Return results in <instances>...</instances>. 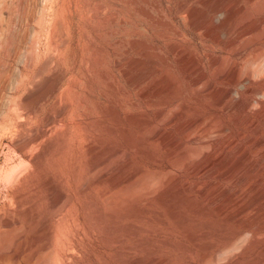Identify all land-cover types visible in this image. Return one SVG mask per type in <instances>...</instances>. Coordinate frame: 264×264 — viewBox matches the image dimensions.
I'll return each mask as SVG.
<instances>
[{"label": "rangeland", "instance_id": "rangeland-1", "mask_svg": "<svg viewBox=\"0 0 264 264\" xmlns=\"http://www.w3.org/2000/svg\"><path fill=\"white\" fill-rule=\"evenodd\" d=\"M263 16L264 0H0V264H200L241 232L217 264H259Z\"/></svg>", "mask_w": 264, "mask_h": 264}, {"label": "bare ground", "instance_id": "bare-ground-1", "mask_svg": "<svg viewBox=\"0 0 264 264\" xmlns=\"http://www.w3.org/2000/svg\"><path fill=\"white\" fill-rule=\"evenodd\" d=\"M109 1V0H108ZM103 2V1H102ZM101 2V3H102ZM106 2V1H105ZM201 2H202V0H201ZM205 2H206V0H205ZM209 2V1H208ZM81 3H83V2H81ZM91 3V2H90ZM89 3V4H90ZM101 3H98V4H101ZM112 3H113V1H112ZM112 3H110V4H112ZM194 3H195V1H194ZM200 3V2H199ZM238 3V2H237ZM237 3H236V5H237ZM209 4H211V3H209ZM208 4V5H209ZM81 5H83V4H81ZM87 5V4H86ZM113 5V4H112ZM196 5V4H195ZM235 5V7H237ZM85 6V5H84ZM92 6V5H91ZM90 6V7H91ZM197 6H199V5H197ZM207 6V5H206ZM214 6V5H213ZM217 6V5H216ZM81 7V6H80ZM80 7H78V8H80ZM83 7V6H82ZM103 7V6H102ZM184 7V6H183ZM100 8H101V6H100ZM104 8H106V5H105V7ZM104 8H103V10H104ZM113 8H114V6H113ZM189 8V7H188ZM208 8V7H207ZM214 8V7H213ZM217 8V7H216ZM219 8H222L221 6L219 7ZM223 8H224V6H223ZM86 9V8H85ZM93 9H95L94 7H93ZM97 9V8H96ZM107 9V8H106ZM111 9V8H110ZM180 9V8H179ZM190 9V8H189ZM204 9V8H203ZM83 10V9H82ZM87 10V9H86ZM86 10H85V12H86ZM108 10V9H107ZM118 10V9H117ZM116 10V11H117ZM183 10H186V9H183ZM188 10V9H187ZM186 10V11H187ZM196 10H198L197 9V7H196ZM209 10V9H208ZM217 10L218 9H212L211 10V12H212V14L213 13H216L217 12ZM229 10L230 9H228V11L227 12H229ZM79 11V10H78ZM89 11V10H88ZM91 11V10H90ZM89 11V12H90ZM96 11V10H95ZM97 11H100L101 12V10H97ZM115 11V10H114ZM185 11V12H186ZM190 11V10H189ZM189 11H187V12H189ZM200 11V10H199ZM80 12V11H79ZM83 12V11H82ZM88 12V13H89ZM107 12V11H106ZM111 12H112V10H111ZM121 12V11H120ZM120 12H118L119 13V16H120ZM208 13H209V11H207ZM224 12V11H223ZM222 12V13H223ZM225 13L224 14V16L226 15V16H229V13ZM87 13V14H88ZM104 13H105V11H104ZM201 13V12H200ZM205 13V12H204ZM207 13V14H208ZM82 14V13H81ZM84 14V13H83ZM97 15H98V12L96 13ZM101 14H103V13H101ZM106 14V13H105ZM111 14V13H110ZM183 14V13H182ZM189 14H191V13H189ZM207 14H205L206 16H207ZM90 15H91V13H90ZM109 15V14H108ZM112 15V14H111ZM114 15V14H113ZM116 15V14H115ZM186 15V14H185ZM232 15V14H231ZM230 15V16H231ZM83 16V15H82ZM107 16V15H106ZM192 16H193V14H192ZM89 17V16H88ZM94 17V16H93ZM92 17V18H93ZM101 16L99 15L98 16V18H100ZM103 17V16H102ZM110 17V16H109ZM115 17V16H114ZM184 17H186V16H184ZM188 17V16H187ZM208 17V16H207ZM210 17H211V15H210ZM214 17V16H213ZM81 18V17H80ZM90 18H91V16H90ZM95 18H96V16H95ZM118 19H119V17H117ZM191 18V17H190ZM217 18V17H216ZM215 18V19H216ZM219 18V17H218ZM218 18L216 19V20H218ZM86 19H88V18H86ZM112 19H113V17H112ZM189 19V18H188ZM193 19V18H192ZM226 19V18H225ZM261 19V18H260ZM80 20V19H79ZM92 20H96V19H92ZM98 20V19H97ZM100 20H101V18H100ZM104 20V19H103ZM105 20H106V18H105ZM110 20V19H109ZM209 20V19H208ZM262 22H264V16L262 17ZM81 21V20H80ZM87 21H91V20H87ZM114 21V20H113ZM116 21V20H115ZM214 21V20H213ZM212 21V22H213ZM219 21V20H218ZM98 22V21H97ZM190 22V21H189ZM211 22V23H212ZM221 22V21H220ZM87 23V22H86ZM85 23V24H86ZM89 23V22H88ZM100 23H102V22H100ZM107 23V22H106ZM105 23V24H106ZM114 23V22H113ZM113 23L111 24V26L113 25ZM193 23V22H192ZM216 23V22H215ZM214 22H213V24H215ZM222 23L224 24L225 23V21L223 22L222 21ZM103 24V23H102ZM104 24V25H105ZM110 24V23H109ZM117 25V24H116ZM118 25H119V23H118ZM211 25V24H210ZM222 25V24H221ZM100 26V25H99ZM98 26V27H99ZM255 26V25H254ZM95 27V26H94ZM101 27V26H100ZM105 27V26H104ZM104 29V28H103ZM108 29V28H107ZM97 31V30H96ZM101 31V30H100ZM114 31V28H112V32ZM105 32H106V30H105ZM108 32V31H107ZM95 34H98L97 32L95 33ZM105 36V35H104ZM110 38H112V37H110ZM109 38V39H110ZM264 47V46H263ZM263 47L261 48V49H263ZM260 49V48H259ZM264 50V49H263ZM261 51V50H260ZM261 53H264V52H261ZM260 53V54H261ZM262 56H263V54H262ZM52 57V56H51ZM47 59V58H46ZM48 61H51V60H49L48 59ZM48 61L46 60V63H48ZM45 63V62H44ZM45 63V64H46ZM46 65H49V63L48 64H46ZM46 65H45V67H46ZM44 67V68H45ZM126 74V76H127V73H125ZM229 79H230V81L231 82H233V83H236V82H239L241 79H242V77L239 75V74H237V73H232L231 74V76L230 77H228ZM199 79H195L194 80V82H197ZM127 81H128V83H130V81H131V79H129V77L127 76ZM58 89V84H53V85H51V86H49V88L44 92V96H47V95H52L56 90ZM262 89H264V88H262ZM254 91V90H253ZM252 91V92H253ZM256 91V90H255ZM259 91V90H258ZM230 94H231V91L230 90H226V91H224L221 95H220V98H219V100H225V99H227V98H229L230 97ZM90 96V95H89ZM28 97V96H27ZM170 97H172V96H170ZM168 99V98H167ZM255 100V99H254ZM28 101V100H27ZM172 102V100L171 101H169V103H171ZM166 103V102H165ZM250 103H251V100L249 101V102H247L246 103V108L250 105ZM167 105V104H166ZM171 105V104H170ZM23 106V105H22ZM32 106V104L31 103H29L28 105H27V107H25V109H28L29 108V110H30V108H32L31 107ZM165 106V105H164ZM23 108V107H22ZM250 109V108H249ZM88 114V113H87ZM86 114V115H87ZM163 113L161 112L159 115H162ZM64 115V111L62 112H60V116H63ZM198 121H200V120H198ZM195 123L196 122H192V123H190L188 126H186V129H188V128H192L194 125H195ZM86 128V127H85ZM89 128V127H88ZM87 128V129H88ZM96 128V127H95ZM207 128V127H206ZM260 128V127H259ZM259 128L258 127H256L255 129H257L258 130V132H259V137L255 140L256 141V143L257 144H260V145H264V131H262V129L261 130H259ZM91 129V128H90ZM219 129V128H218ZM92 131V130H91ZM205 131V130H204ZM203 131V132H204ZM208 131L209 130H207V132L206 133H208ZM212 131H213V129H212ZM211 131V132H212ZM218 131H222V129L221 130H218ZM35 135V134H34ZM70 135V134H69ZM72 136V135H71ZM156 136H158V135H155V137ZM159 136L160 137H163V135L162 134H159ZM158 136V137H159ZM34 137V136H33ZM39 137V136H38ZM163 139H164V137H163ZM73 140V139H72ZM173 139L172 138H168L167 139V142L168 143H173V141H172ZM178 140V139H177ZM38 141V140H37ZM67 141V140H66ZM26 142V141H25ZM65 142V141H64ZM206 142V141H205ZM36 143V142H35ZM28 144V143H27ZM26 144V145H27ZM31 144V143H30ZM64 144V143H63ZM66 144V143H65ZM65 144H64V146H65ZM211 144V143H210ZM36 145V144H35ZM180 145V143H177V147ZM21 146V145H20ZM32 146H33V144H32ZM63 146V147H64ZM30 147V146H29ZM62 147V148H63ZM31 148V147H30ZM34 148V147H33ZM25 149H27L28 150V148H25ZM32 149V148H31ZM65 148H63V150H64ZM225 149V148H224ZM34 150V149H33ZM194 150V149H193ZM33 152V151H32ZM59 152V151H58ZM63 152V151H62ZM225 152V151H224ZM61 153V152H60ZM180 153H181V155L183 156V157H186V156H188V155H190L191 153H192V151H187V150H184V149H181L180 148ZM223 153V152H222ZM28 154V153H27ZM261 155V154H260ZM181 156V157H182ZM191 156V155H190ZM206 156V155H205ZM208 156V155H207ZM262 157H264V148L262 149ZM207 158V157H206ZM214 158V157H213ZM260 159V158H259ZM259 159L257 160L256 158H254V157H251L250 159H249V161L247 162V166L250 168V169H258V170H262V168H261V164H260V161H259ZM214 160H218V159H216V158H214ZM24 164H26V163H24ZM35 165H36V162H35ZM95 165H96V163H95ZM94 165V166H95ZM206 164H202L197 170H198V172H203V171H205V169H206ZM24 167V166H23ZM28 167V166H27ZM22 168V167H21ZM140 174V171H138V172H136V173H134L133 175H130L129 177H128V179L129 180H131V179H133L136 175H139ZM153 177H156L155 175H153ZM260 177H261V175H260ZM148 178V177H147ZM152 177H150V179H151ZM149 179V178H148ZM259 181H262V179H258ZM120 180L119 181H113L112 182V186L113 187H117V186H120L121 184H120ZM264 182V181H263ZM252 186V185H251ZM256 187V186H255ZM254 187V188H255ZM257 189V188H256ZM259 190V189H258ZM219 192L221 193V194H223V193H226L227 192V189L225 188V187H222L221 189H219ZM258 192V191H257ZM237 193H239V195L241 196V193L239 192V191H234V193H233V196L234 195H238ZM255 194V193H254ZM258 194L260 195V197L262 198V199H264V190H260V192H258ZM257 195V194H256ZM236 197V196H235ZM212 198V197H211ZM249 204H247L246 206H242V207H240V212H242V211H244V210H246L249 206H248ZM264 222V221H263ZM261 225V224H260ZM231 227V226H230ZM248 227V226H247ZM235 228H237V227H235ZM242 229H243V227H242ZM249 230V229H248ZM247 230V231H248ZM234 231H237V230H234ZM239 231V230H238ZM244 231V230H243ZM246 231V230H245ZM261 232V231H260ZM247 233V232H246ZM264 234V233H263ZM262 235V234H261ZM226 236V235H225ZM228 236V235H227ZM243 236L244 235H242V232L241 233H238V234H232V236H229V237H227L225 240L224 239H222V240H224L223 242H221V243H219V244H217L215 247H213L212 249H209V250H207V251H204V253L202 254V258H201V262H200V264H217V263H220V259L221 258H224V256H227L228 254L227 253H229V252H231V251H233L234 249H236L235 251H237V249L238 248H241V246H242V240L244 239L243 238ZM246 236H248L247 234H246ZM264 236V235H263ZM262 236V237H263ZM250 237V236H249ZM219 238V237H218ZM223 238V237H222ZM264 238V237H263ZM221 239V238H220ZM248 238H245V242H246V240H247ZM264 240V239H263ZM221 241V240H220ZM244 242V243H245ZM243 243V244H244ZM207 245V244H206ZM205 245V246H206ZM210 246V245H209ZM244 246V245H243ZM263 246V245H262ZM212 247V246H211ZM234 251V252H235ZM232 253V252H231ZM264 253V252H263ZM227 254V255H226ZM225 259V258H224ZM226 260V259H225ZM219 261V262H218ZM224 261V260H223ZM222 261V262H223ZM225 262V261H224ZM258 263L260 264V263H264V255H262L259 259H258Z\"/></svg>", "mask_w": 264, "mask_h": 264}, {"label": "clouds", "instance_id": "clouds-1", "mask_svg": "<svg viewBox=\"0 0 264 264\" xmlns=\"http://www.w3.org/2000/svg\"><path fill=\"white\" fill-rule=\"evenodd\" d=\"M216 15H217V17H219L220 19H223V17H224V14H223V13H217ZM217 22H218V21H217ZM234 95H235V93H234ZM262 95H264V94H262ZM237 99H238V96H237ZM260 107H261V105H260L259 103H253V104L251 105V109H252V110H259Z\"/></svg>", "mask_w": 264, "mask_h": 264}]
</instances>
